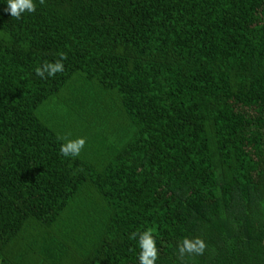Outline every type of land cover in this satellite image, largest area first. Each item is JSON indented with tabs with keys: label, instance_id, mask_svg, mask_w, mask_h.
<instances>
[{
	"label": "trees",
	"instance_id": "16d2710c",
	"mask_svg": "<svg viewBox=\"0 0 264 264\" xmlns=\"http://www.w3.org/2000/svg\"><path fill=\"white\" fill-rule=\"evenodd\" d=\"M34 2L0 3V264H139L145 228L155 264H264V0Z\"/></svg>",
	"mask_w": 264,
	"mask_h": 264
},
{
	"label": "clouds",
	"instance_id": "9594fccd",
	"mask_svg": "<svg viewBox=\"0 0 264 264\" xmlns=\"http://www.w3.org/2000/svg\"><path fill=\"white\" fill-rule=\"evenodd\" d=\"M42 2V0H41ZM0 3L6 4V10L10 17L20 19L25 13H33L36 10V4L34 0H0ZM66 59L64 53H60L59 58L54 62L44 63L41 67L35 69L37 76L41 78L53 77L57 73L64 72V63ZM85 146V138L77 137L75 139H69L61 143L59 152L63 157H77L81 150ZM131 239L136 241L139 248L138 260L139 264H155L157 260V245L154 230L152 228H145L140 232H133ZM205 249V241L199 237H193L191 239L184 238L178 244V252L181 256L185 253L202 254Z\"/></svg>",
	"mask_w": 264,
	"mask_h": 264
},
{
	"label": "rangeland",
	"instance_id": "374dc122",
	"mask_svg": "<svg viewBox=\"0 0 264 264\" xmlns=\"http://www.w3.org/2000/svg\"><path fill=\"white\" fill-rule=\"evenodd\" d=\"M120 117L117 113H112L111 115L104 117L100 122L93 123V130L98 132V139L105 140L106 142L112 141L114 133H109L111 129L117 126ZM103 130V132H102ZM78 135H83L81 132H76ZM76 133H69L70 137H78Z\"/></svg>",
	"mask_w": 264,
	"mask_h": 264
}]
</instances>
